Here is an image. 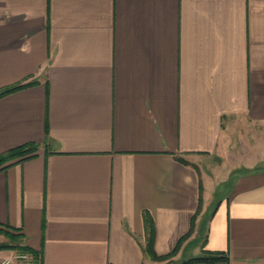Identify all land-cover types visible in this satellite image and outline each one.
Segmentation results:
<instances>
[{
	"label": "crops",
	"instance_id": "0c3cea01",
	"mask_svg": "<svg viewBox=\"0 0 264 264\" xmlns=\"http://www.w3.org/2000/svg\"><path fill=\"white\" fill-rule=\"evenodd\" d=\"M16 84L0 154L37 149L0 169V228L42 264H163L146 212L176 264H264V0H0Z\"/></svg>",
	"mask_w": 264,
	"mask_h": 264
},
{
	"label": "trees",
	"instance_id": "16d2710c",
	"mask_svg": "<svg viewBox=\"0 0 264 264\" xmlns=\"http://www.w3.org/2000/svg\"><path fill=\"white\" fill-rule=\"evenodd\" d=\"M24 85H26V84H16V85H12L9 87H4V88L0 89V97L7 94L8 92H11L15 89H18ZM36 149H37V144L34 142L25 143L24 145H20L18 147L8 149L7 151L0 154V169L7 166L8 164H10L13 160H21V159H24V158H27V157L33 155V153L35 152ZM178 159L183 163H188L182 157H178ZM199 190H200V198H199V204L197 207V211L201 206V192H202L201 184L199 186ZM194 217H195V215L192 218V222H193ZM144 224H145V232H146V242H145V245L143 247L144 253L148 257H150L151 259H154V260H165L168 257H170L171 255H173L175 252V249L173 251H171L170 253L161 254V255H159L155 252V250L153 248L154 223H153L152 217L147 212L144 213ZM20 237H21L20 233L16 234L17 242L15 244L11 245V244H7V243H0V248H6V247H11V246L16 247V248H18V251H20V252H28L31 254L32 264H42L41 254L39 252L29 248L28 246L21 244L19 242ZM184 238H185V236L182 237V239H180V242ZM226 258H227L226 255H224L222 253L205 252L204 254L188 258V259H186V260H184L178 264H191L193 262L219 261V260H225Z\"/></svg>",
	"mask_w": 264,
	"mask_h": 264
},
{
	"label": "rangeland",
	"instance_id": "374dc122",
	"mask_svg": "<svg viewBox=\"0 0 264 264\" xmlns=\"http://www.w3.org/2000/svg\"><path fill=\"white\" fill-rule=\"evenodd\" d=\"M200 210V209H198ZM16 234L14 231H10V230H7V229H4V228H0V243H7V244H15L17 242V238H16ZM0 249H14V250H18V248L16 247H6V248H0ZM20 252V251H18ZM174 255V254H173ZM173 255H171L170 257H168L167 259L165 260H162V262H164L163 264H176L174 262H172L173 260L170 259Z\"/></svg>",
	"mask_w": 264,
	"mask_h": 264
},
{
	"label": "built area",
	"instance_id": "2783aa9c",
	"mask_svg": "<svg viewBox=\"0 0 264 264\" xmlns=\"http://www.w3.org/2000/svg\"><path fill=\"white\" fill-rule=\"evenodd\" d=\"M22 260L24 261L26 264H29L30 261L32 260V256L30 253L28 252H17L15 253L12 257L10 258H5V259H2L0 261V264H9L11 263L13 260Z\"/></svg>",
	"mask_w": 264,
	"mask_h": 264
}]
</instances>
